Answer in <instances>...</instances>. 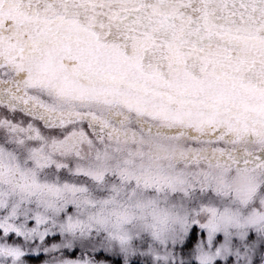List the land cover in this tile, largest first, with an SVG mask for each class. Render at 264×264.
I'll return each instance as SVG.
<instances>
[{
	"label": "snow or ice",
	"instance_id": "1",
	"mask_svg": "<svg viewBox=\"0 0 264 264\" xmlns=\"http://www.w3.org/2000/svg\"><path fill=\"white\" fill-rule=\"evenodd\" d=\"M0 264H264V0H0Z\"/></svg>",
	"mask_w": 264,
	"mask_h": 264
}]
</instances>
